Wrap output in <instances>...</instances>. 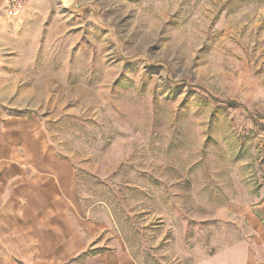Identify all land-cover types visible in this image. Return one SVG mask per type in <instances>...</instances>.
Instances as JSON below:
<instances>
[{"label": "rangeland", "instance_id": "rangeland-1", "mask_svg": "<svg viewBox=\"0 0 264 264\" xmlns=\"http://www.w3.org/2000/svg\"><path fill=\"white\" fill-rule=\"evenodd\" d=\"M40 3L1 48L0 111L72 163L82 211L139 264L264 226V0Z\"/></svg>", "mask_w": 264, "mask_h": 264}, {"label": "crops", "instance_id": "crops-1", "mask_svg": "<svg viewBox=\"0 0 264 264\" xmlns=\"http://www.w3.org/2000/svg\"><path fill=\"white\" fill-rule=\"evenodd\" d=\"M40 2L29 0L11 18L0 0V52L15 41L17 23L35 20ZM75 178L34 119L0 111V264H139L105 222L82 211ZM258 208L264 213V202ZM204 263L264 264V226L252 220Z\"/></svg>", "mask_w": 264, "mask_h": 264}, {"label": "built area", "instance_id": "built-area-1", "mask_svg": "<svg viewBox=\"0 0 264 264\" xmlns=\"http://www.w3.org/2000/svg\"><path fill=\"white\" fill-rule=\"evenodd\" d=\"M29 0H2V9L6 16L15 17Z\"/></svg>", "mask_w": 264, "mask_h": 264}, {"label": "trees", "instance_id": "trees-1", "mask_svg": "<svg viewBox=\"0 0 264 264\" xmlns=\"http://www.w3.org/2000/svg\"><path fill=\"white\" fill-rule=\"evenodd\" d=\"M263 119V118H262Z\"/></svg>", "mask_w": 264, "mask_h": 264}]
</instances>
